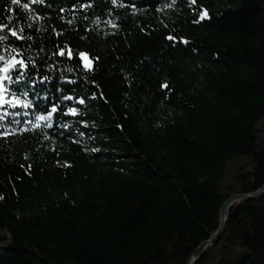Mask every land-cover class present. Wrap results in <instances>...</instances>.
<instances>
[{
  "label": "trees",
  "instance_id": "1",
  "mask_svg": "<svg viewBox=\"0 0 264 264\" xmlns=\"http://www.w3.org/2000/svg\"><path fill=\"white\" fill-rule=\"evenodd\" d=\"M0 24L51 77L0 103V264H186L264 187V0H0ZM195 264H264V197Z\"/></svg>",
  "mask_w": 264,
  "mask_h": 264
},
{
  "label": "snow or ice",
  "instance_id": "2",
  "mask_svg": "<svg viewBox=\"0 0 264 264\" xmlns=\"http://www.w3.org/2000/svg\"><path fill=\"white\" fill-rule=\"evenodd\" d=\"M34 2L42 3L44 0H34ZM175 2V0H173ZM195 2V0H193ZM13 4L19 3V0H12ZM113 4H116V0H112ZM29 7L28 4H23V8L27 9ZM209 14L206 9H203L199 13L200 20H204L208 18ZM11 19V18H9ZM5 25L0 24V29H4ZM9 36L8 37H0V40H6L9 38H15L16 40L22 39L18 35V32L12 28L7 29ZM30 39V37H29ZM169 40H174L175 38L172 36L168 37ZM183 43H187L186 40L183 41ZM15 49H13L14 51ZM6 51V50H5ZM58 55L60 57H64L65 52L64 49L61 48L58 52ZM68 59H73L74 52L72 50L68 51ZM82 63V66L86 70H91L93 68V64L91 60L89 59L88 54H86L84 51L79 52L78 61ZM0 103L8 105L10 108H31L33 106V101L27 99L29 96V93L33 91L30 84H34L36 81L31 80V72L30 69H35L36 76L41 81H50L51 77L47 74L43 75L42 77L39 76V66L36 65L33 61H25L23 59H17L15 57L6 59L5 56L0 55ZM10 85H16L17 89L19 90V95H17V92L13 89H11ZM162 88H167V84L161 85ZM6 95H10L11 99H5ZM64 99L71 100V96H66ZM80 103H84L83 100L80 101ZM58 109L55 105L52 106L51 111L47 113V116L44 115H37V120H47L49 117L53 115V113L57 112ZM68 112L71 114H75L76 109L69 108ZM28 113H24V115H27ZM11 115L17 116L20 115L18 112H12ZM0 119H3V117H0ZM66 127V125H65Z\"/></svg>",
  "mask_w": 264,
  "mask_h": 264
},
{
  "label": "water",
  "instance_id": "3",
  "mask_svg": "<svg viewBox=\"0 0 264 264\" xmlns=\"http://www.w3.org/2000/svg\"><path fill=\"white\" fill-rule=\"evenodd\" d=\"M264 197V187L257 192L251 193V194H246V195H237V196H232L229 199H227L220 211V217H221V223L218 228V230L209 238L208 241L203 243L201 246L197 248V250L192 254L190 259L187 261L186 264H195L200 255L202 254L203 250L207 247L212 246L215 241L220 237L222 234L226 221L229 216V209L232 207V205L236 202H239L241 200L249 201V200H259Z\"/></svg>",
  "mask_w": 264,
  "mask_h": 264
}]
</instances>
